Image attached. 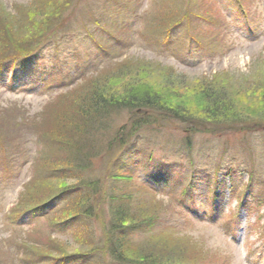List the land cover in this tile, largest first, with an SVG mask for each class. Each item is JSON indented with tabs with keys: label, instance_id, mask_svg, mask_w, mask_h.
Listing matches in <instances>:
<instances>
[{
	"label": "rangeland",
	"instance_id": "rangeland-1",
	"mask_svg": "<svg viewBox=\"0 0 264 264\" xmlns=\"http://www.w3.org/2000/svg\"><path fill=\"white\" fill-rule=\"evenodd\" d=\"M75 1V6L65 10L63 21L64 32L77 33L71 38L84 37L86 17H89L92 10L98 11L97 9L101 8L103 3H109V7L106 8L109 10H106L101 16L105 20L100 26L102 32L97 31L98 35L92 36L94 39L99 36L96 40L98 44L91 45L90 39L88 40L86 37L81 44L76 41L61 42L54 48L45 51L41 61L33 67L39 70L42 67L49 68L52 64L61 67L59 70L52 71L54 81L57 80L53 83L55 86L52 84V87L47 88L32 81L29 76V70L32 69L29 66L25 78L24 70L19 69L15 75L20 88L19 92H7L0 88V131L3 133L5 130H14L10 134L7 132L0 145L4 144L5 149L3 155H0V264H36L29 258H33V255L49 253L52 250L50 249L51 245H55L57 249H60L61 246L66 248L67 245L70 249L73 248L71 245L74 244L73 238L60 235V231L55 226L57 225L55 219L39 218L31 225L28 223L30 220L27 217L16 212L15 207L21 198L18 196L19 193L26 191L24 200L35 195L34 197L37 199L31 202L32 205L42 203L52 198L56 193H54L55 188L51 185H44L38 180H34L30 186L24 188V185L32 177L33 162L36 157L38 158V155L34 150V143L22 146L20 148L21 155L16 153L14 145V142L22 137L20 134L23 135L24 129L28 134V130L32 132V127L39 122V116L46 104L53 102L57 96L63 95L72 88L69 86H67L69 88H61L57 84L62 79L59 75L63 76L64 72H67V75L76 72L73 71L76 69V67L73 68V63L88 61L92 66L85 70V72L93 70L87 74L89 77L85 81L93 80L101 73L107 74L103 77L106 78L105 81L100 83L104 86V90H108V88L124 90L126 87L129 88L128 91L146 93L151 86L160 88L164 83L161 81L160 75L165 74H172L180 81L185 80L190 84L196 83L195 80L201 81L203 78L212 82L214 77L238 79L247 84L246 86L240 84L238 88L236 85V89L231 88L233 92L231 94L236 99L240 98V100L237 99L240 104L248 106L251 101L246 99L251 97L254 102L255 100L257 102V106H253V108L259 111L264 107V78L262 82H259L258 79L261 77L260 73H264V0H241L253 22L251 27L256 35L254 38L248 35L250 31H247L248 28H245L244 25L240 26L241 29L236 27L235 21H231L229 16L224 14L226 12L224 6H221L220 1L216 0H191L189 6L186 5L187 0ZM16 3H26V0H0V11H2L0 12V35L4 36L5 40L8 39V30H5L4 17L5 14L7 17L16 14L13 10V5ZM186 7L194 14L201 13L206 18L213 19L212 24L209 23L211 25L207 26L206 23L196 25L194 30L190 31L193 36L196 34L203 39L204 44L197 47V53L192 55L196 60L201 59V62L191 61L187 58L184 59L185 61L177 60V55L181 56L185 44H181L179 48L174 46L155 50L151 43L147 44L140 40L141 36L147 38L149 32L147 24L149 20L153 19L152 16L155 15L158 19L159 17L168 18L171 21L179 20L182 17L180 16L182 10L185 11ZM115 39L116 41H114ZM0 46L3 47V45ZM9 47L11 46L9 45ZM206 49H210L211 53ZM3 50L6 49L3 47ZM67 68L73 69L69 71ZM139 73L146 77L141 76L138 81ZM216 78L215 83L218 84L219 80ZM132 79L136 82L131 81ZM96 83L99 84V82ZM26 86L34 89L30 91L21 89ZM2 108H4L3 112ZM129 114L125 109L110 112L107 116L108 119L104 120L107 129L102 137L107 138L113 130L120 126H127L126 121L130 119ZM140 114L137 112L135 116L147 118L138 116ZM49 118L50 124L54 125V114H51ZM15 127L20 130H15ZM144 127H146L142 128L145 129L142 131L144 134L156 137L166 147L171 145V141L181 144L180 141L183 142L187 138V125L167 122L162 124V129L149 128V125ZM223 129L220 134L217 133V136L199 133L193 138L194 150L207 154L208 157L205 156V158L213 159V163L210 165L207 162H199V164H207L205 165L207 169L214 172V170H218L219 165L217 164L221 161H217V158L222 152L226 151L236 159L242 158L243 164L237 163L239 167L234 173L238 181L241 178L245 179V182L246 179L249 180L252 187L250 199L244 204L246 201L244 198L247 195L244 194L246 195L243 196L244 198L240 193L239 195H229L226 185L223 194L221 193L220 198H217L215 202L220 208L218 209L220 215L217 223L197 221L178 206V198H182L183 193L177 189L174 190V188L172 190L169 188L157 189L154 192L146 190L139 178L141 174L127 172L121 183L115 188L120 190L118 191L119 197L131 203V215H135V219H138L139 222L152 219L151 223L149 222L130 233L132 243L129 245L128 258L134 262H144L146 258L143 255L147 253L152 257L151 261L154 263L264 264V262L260 263L258 259H250L257 250H262L260 246L261 240L264 238V128L257 129L255 135L249 134V136L227 132L228 125H225ZM25 137H22L23 140ZM226 148L228 149L225 150ZM61 158L64 159L63 162H59ZM66 161L61 154L55 163V168L66 164ZM106 163L105 161L101 162L96 168V175H92L101 184L104 195L115 192L114 179L110 182L111 175L103 169L108 167ZM222 164L224 166L227 163L224 161ZM232 166L235 167L236 164H232ZM58 173L60 172L56 174L58 175ZM67 183L72 185L71 182ZM57 184L67 186L63 181ZM199 192L201 194L195 206L197 212L202 211L207 202L205 192ZM98 205L99 209L104 208L103 212L105 211L102 213L104 216L101 215L102 221H104L102 231L105 232L107 221L110 220L108 215L110 207H107L104 202ZM247 205L250 206L249 209L246 208ZM241 206L243 207L241 208ZM140 210H143V213ZM232 223L239 224L235 237L230 236L233 232ZM52 231H56L57 234ZM97 231L95 237L99 236L98 227ZM102 231L100 230V234ZM245 231H247L246 235ZM255 257H257L256 254Z\"/></svg>",
	"mask_w": 264,
	"mask_h": 264
},
{
	"label": "trees",
	"instance_id": "trees-1",
	"mask_svg": "<svg viewBox=\"0 0 264 264\" xmlns=\"http://www.w3.org/2000/svg\"><path fill=\"white\" fill-rule=\"evenodd\" d=\"M190 1L187 0V6ZM75 2V0H26V3L13 5L16 14L9 17L5 14L4 17L8 39L5 40V37L0 35V45L6 49L3 50L0 46V72L7 71L9 67L14 66L16 70L19 68L24 70L25 77L29 66L31 69L34 68L33 66L40 60L41 53L46 48L55 47L61 42L76 41L81 44L86 37L93 39V35H98L97 31L102 30L100 26L105 22L101 16L106 12L109 3H103L104 5L102 4L101 8L97 9L98 11L92 10L89 17H86L84 37L71 38L77 33L64 32L63 21L65 10L75 6ZM192 12L186 7L185 11L182 10L180 14L182 17L172 21L168 18L159 17L158 19L155 15L152 16L153 19L147 24L149 31L147 38L141 36L140 40L147 44L151 43L155 50L174 46L179 48L181 44H185L184 51L181 56L177 55V60L189 59L192 56L190 52H195L197 47L204 44L201 37L196 34L193 36L190 31L194 30L196 25L206 23L209 26L213 21L201 13ZM165 16H167L166 13ZM10 39L11 42H9ZM7 45L11 47L8 48ZM78 65L80 66H75L76 69L73 70L76 72L69 75L64 72L65 77L59 75L62 79L57 85L61 88H72L43 107L39 122L32 127V132L28 130L32 137H29L30 135L24 129L25 139L23 140L24 136L20 134L23 137H21L22 140L18 138L19 140L14 142L17 154H22L20 152L22 146L34 143V150L38 155L33 162L32 177L24 188L30 186L34 180H38L44 185H51L56 193L52 198L36 203V205L31 204L37 199L35 195L24 200L26 191L19 193L18 196L21 198L15 207L16 212L19 215L23 214V217L29 215L34 221L39 218L55 219L57 221L55 226L60 231V235L71 236L74 241V244H71L74 249H70L68 245L66 248L61 246L60 249L51 245L50 249L53 251L50 250L49 253L38 256L33 255V258L29 259L36 264H181L177 262L154 263L147 253L143 255L146 258L144 262H134L128 258L129 245L132 243L130 233L151 223L152 219L142 222L135 219V215H131V203L119 197L118 191L120 190L115 188L127 172L141 174L139 178L146 190L148 186L162 181L169 184L173 176V173L165 171L169 159L181 156L195 162L199 159L198 156H202L194 150L193 146L192 140L197 134L209 133L217 136V133L220 134L221 130H224L223 127L228 125L227 132L236 135H255L257 129L264 128V107L259 111L253 108L257 106V102L256 100L254 102L251 97L246 99L251 101L248 106L240 104L238 101L240 98L237 100L231 94L233 93L231 88L236 89V85L238 88L240 84L245 86L247 84L238 79L214 77L212 82L203 78L201 81L195 80L196 83L190 84L185 80L180 81L172 74H165L160 75L161 81L164 82L160 88L151 86L146 93L128 91L129 88L126 87L124 90L115 88L104 90V86L100 83L105 81L106 78L103 77L107 74L101 73L95 79L85 81L89 77L87 74L93 72V70L87 72L85 70L92 66L90 64ZM52 71L54 69L43 73L41 77L52 80ZM260 75L258 79L262 82L264 73ZM31 76H36V74L32 73ZM141 76L145 75L139 73L138 81ZM215 78L219 80L218 84L215 83ZM131 81L136 82L133 79ZM56 107L59 109L55 110ZM2 109L3 112L4 108ZM120 109H125L130 113V119L126 121L127 126H120L113 130L109 137L103 138L107 129L104 120L108 119L110 112ZM137 112L141 113L138 116L147 118H138L135 116ZM50 113L54 114V125L50 124ZM167 122L188 126L187 138L184 137L183 142L180 141L181 144L171 141V145L166 147L156 137H149L142 132L145 131L142 129L146 128L145 125H149V128L162 129V124ZM14 129L20 130L16 127ZM12 130H5L3 133L0 131V145L7 132L10 134ZM4 150L3 144L0 146V155H3ZM61 154L67 160L66 164L55 168V163ZM230 155L232 154L224 151L219 158L221 162H229L233 159ZM63 161L64 159L61 158L59 162ZM104 161L107 162L108 167L103 169L111 175L110 182L113 179L115 182V196L113 193L102 194L101 184L92 176L96 175V168ZM225 168V171L220 170L223 175L226 170H229L228 166ZM57 172L62 174L57 175ZM158 175H164V178L160 180L157 178ZM52 176L55 177L52 178ZM183 177L188 179L186 189H191L194 175L186 173ZM62 181L67 186L57 184ZM195 181L197 182L194 185L203 184L207 193H209V187L213 191L212 194H215L217 178L208 177L205 180L197 178ZM67 182H71L72 185L70 186ZM106 196L108 198H105ZM101 202L110 207V213H108L110 220L107 221L105 232L102 231L104 221L101 218L105 211L103 212L104 208H98ZM140 212L143 213V210ZM32 220L29 224H34ZM97 227L99 228L98 238L95 237L98 232ZM75 249L78 251H74Z\"/></svg>",
	"mask_w": 264,
	"mask_h": 264
}]
</instances>
